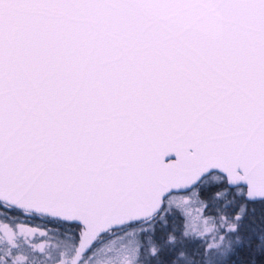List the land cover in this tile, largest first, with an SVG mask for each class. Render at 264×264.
Masks as SVG:
<instances>
[{"label": "snow or ice", "instance_id": "1", "mask_svg": "<svg viewBox=\"0 0 264 264\" xmlns=\"http://www.w3.org/2000/svg\"><path fill=\"white\" fill-rule=\"evenodd\" d=\"M0 264H264V0H0Z\"/></svg>", "mask_w": 264, "mask_h": 264}]
</instances>
